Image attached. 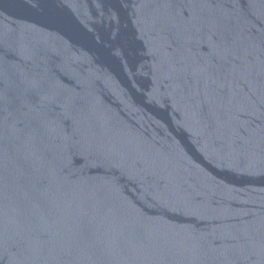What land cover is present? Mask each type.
Masks as SVG:
<instances>
[{
	"label": "water",
	"instance_id": "95a60500",
	"mask_svg": "<svg viewBox=\"0 0 264 264\" xmlns=\"http://www.w3.org/2000/svg\"><path fill=\"white\" fill-rule=\"evenodd\" d=\"M0 264H264V0H0Z\"/></svg>",
	"mask_w": 264,
	"mask_h": 264
}]
</instances>
